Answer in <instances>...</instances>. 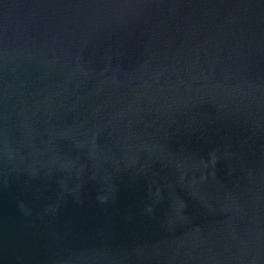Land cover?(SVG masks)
<instances>
[{"label":"water","instance_id":"obj_1","mask_svg":"<svg viewBox=\"0 0 264 264\" xmlns=\"http://www.w3.org/2000/svg\"><path fill=\"white\" fill-rule=\"evenodd\" d=\"M0 264H264V0H0Z\"/></svg>","mask_w":264,"mask_h":264}]
</instances>
